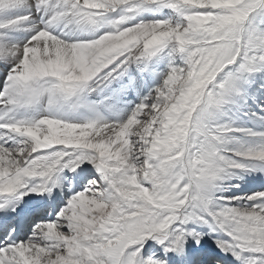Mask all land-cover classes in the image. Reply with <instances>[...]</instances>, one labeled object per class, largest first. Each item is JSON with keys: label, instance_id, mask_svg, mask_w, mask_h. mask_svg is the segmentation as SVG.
I'll use <instances>...</instances> for the list:
<instances>
[{"label": "snow or ice", "instance_id": "obj_1", "mask_svg": "<svg viewBox=\"0 0 264 264\" xmlns=\"http://www.w3.org/2000/svg\"><path fill=\"white\" fill-rule=\"evenodd\" d=\"M254 13L0 0V264H264V190L223 195L264 181Z\"/></svg>", "mask_w": 264, "mask_h": 264}, {"label": "rangeland", "instance_id": "obj_2", "mask_svg": "<svg viewBox=\"0 0 264 264\" xmlns=\"http://www.w3.org/2000/svg\"><path fill=\"white\" fill-rule=\"evenodd\" d=\"M253 16L255 17V21L256 22H259L260 20H262V19H264V13H254L253 14ZM177 63H179V60H177ZM161 70L162 71H165V70H167V65H166V63L165 64H162L161 65ZM156 86V85H155ZM249 103H251V102H249ZM236 126H239V127H246V126H248V127H250L251 125L250 124H248L242 117H238V118H236ZM250 178L249 177H245V180L243 181V182H239V184H240V190H241V188H243L245 185H248L250 182H251V180L249 181V183H248V180H249ZM252 179V178H251ZM226 184H236L237 183V180H230V181H226L225 182ZM262 186V185H261ZM240 190H233L232 188L230 189V191H232V195L234 194V195H245V194H251V192H253V191H260L261 189H258L257 187L255 188H250L249 189V191H247V192H243V193H238ZM227 191H225L224 193H226ZM223 193V195H227V196H230L231 194H224ZM238 193V194H237Z\"/></svg>", "mask_w": 264, "mask_h": 264}, {"label": "bare ground", "instance_id": "obj_3", "mask_svg": "<svg viewBox=\"0 0 264 264\" xmlns=\"http://www.w3.org/2000/svg\"><path fill=\"white\" fill-rule=\"evenodd\" d=\"M156 85V82H152L149 87H155ZM145 91H147V89H145ZM250 179L248 180V183L249 181L251 180V182L248 184V185H245L243 188H232L233 190H240L238 193H243V192H247L249 191L250 188H258V189H261V190H264V181H261V180H253L251 179V177H249ZM240 181H237V183H239ZM262 185V186H261ZM260 190V191H261ZM237 193V194H238ZM224 194H231L232 195V191H227L226 193ZM234 195V194H233ZM227 196V195H226Z\"/></svg>", "mask_w": 264, "mask_h": 264}]
</instances>
